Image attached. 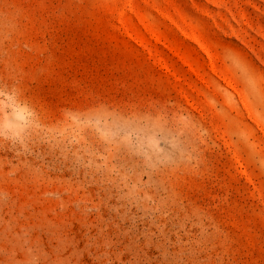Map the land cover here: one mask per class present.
I'll list each match as a JSON object with an SVG mask.
<instances>
[{"label":"rangeland","instance_id":"rangeland-1","mask_svg":"<svg viewBox=\"0 0 264 264\" xmlns=\"http://www.w3.org/2000/svg\"><path fill=\"white\" fill-rule=\"evenodd\" d=\"M0 264H264V0H0Z\"/></svg>","mask_w":264,"mask_h":264}]
</instances>
